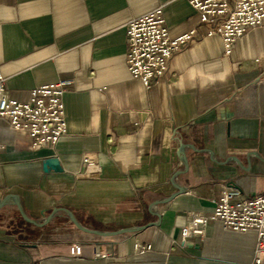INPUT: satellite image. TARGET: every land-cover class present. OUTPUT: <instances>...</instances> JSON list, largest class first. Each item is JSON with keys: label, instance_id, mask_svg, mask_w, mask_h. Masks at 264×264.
Here are the masks:
<instances>
[{"label": "crops", "instance_id": "crops-1", "mask_svg": "<svg viewBox=\"0 0 264 264\" xmlns=\"http://www.w3.org/2000/svg\"><path fill=\"white\" fill-rule=\"evenodd\" d=\"M159 5L171 38L196 31L144 85L125 64L126 23ZM213 27L188 0H0L8 95L72 79L55 144L33 146L0 117V197L16 195L38 224L0 207V264H255L253 229L210 222L181 241L189 214L224 190L264 194V26L229 55Z\"/></svg>", "mask_w": 264, "mask_h": 264}, {"label": "built area", "instance_id": "built-area-1", "mask_svg": "<svg viewBox=\"0 0 264 264\" xmlns=\"http://www.w3.org/2000/svg\"><path fill=\"white\" fill-rule=\"evenodd\" d=\"M199 13L201 22H214L208 34L221 36L224 52L229 55L235 40L249 28L264 26V0H188ZM190 29L174 38L168 33L163 16V5L131 18L126 23L125 64L131 76L149 85L164 75L174 53L195 34ZM72 79H61L34 87L24 100L8 95L5 77L0 72V117L8 119L11 128L25 134L32 145L55 144L66 132L63 103L65 86ZM3 145L0 144V149ZM233 193L224 190L220 196L211 199L209 213L191 212L181 228V241L190 237L206 235L210 222H220L225 230L256 231L255 264H260L264 251V194L233 201ZM134 248L142 253L151 248L150 244L136 242ZM81 246L74 244L70 253L80 254ZM95 253L99 249L95 248Z\"/></svg>", "mask_w": 264, "mask_h": 264}, {"label": "water", "instance_id": "water-1", "mask_svg": "<svg viewBox=\"0 0 264 264\" xmlns=\"http://www.w3.org/2000/svg\"><path fill=\"white\" fill-rule=\"evenodd\" d=\"M178 190H181V189L178 188ZM7 202H10V203H12L13 205H15L16 208H17V210L19 211L21 217H22L25 221H27L29 224H31V225H35V226L38 225V224H36V222H35L33 219H31V218L25 213L24 208H23V206H22V204H21L19 198H18L16 195H13V194H11V193H6V194H4V195H2V196L0 197V207H1L2 205H4L5 203H7ZM55 212H56V210H54V211H52L51 213H49V214L45 217V219H43L42 223H45L46 221H48L49 218L52 217V216L54 215ZM65 212H66V215L68 216V218L70 219V221H71L76 227H78V228H80V229H82V230H84V231H90V232H92V233H96V234H104V233H100V232H98V231H94V230L88 229V228H86V227L80 225V224L78 223V221L76 220V218L74 217V215H73L70 211H67V210H66Z\"/></svg>", "mask_w": 264, "mask_h": 264}]
</instances>
